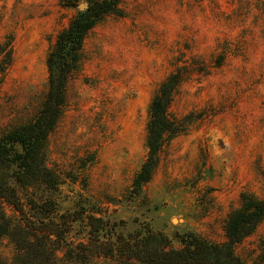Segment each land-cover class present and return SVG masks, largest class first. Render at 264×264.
<instances>
[{"label":"rangeland","instance_id":"374dc122","mask_svg":"<svg viewBox=\"0 0 264 264\" xmlns=\"http://www.w3.org/2000/svg\"><path fill=\"white\" fill-rule=\"evenodd\" d=\"M76 10L62 0H0V47L9 42L12 50L0 71V134L37 114L46 55ZM119 11L86 35L47 137L46 165L65 182L59 193L36 187L32 195L52 199L58 215L79 198L95 199L103 217L124 220L127 230L136 217L173 247L184 233L223 244L240 195L264 200V2L123 0ZM175 69L183 80L169 112L188 124L162 146L151 179L131 196L147 158L148 104ZM233 250L245 264H264V219ZM12 252L1 239L0 255ZM57 264L79 263L59 253Z\"/></svg>","mask_w":264,"mask_h":264},{"label":"trees","instance_id":"16d2710c","mask_svg":"<svg viewBox=\"0 0 264 264\" xmlns=\"http://www.w3.org/2000/svg\"><path fill=\"white\" fill-rule=\"evenodd\" d=\"M81 1L85 9L76 10L46 55L47 88L37 114L0 134V240L6 239L13 249L10 257L0 255V264H57L59 253L65 261L79 264H93L101 258L119 264H245L233 247L264 219V200L250 195L241 194L239 207L227 214L223 244L184 233L177 236L179 247H173L166 234L153 231L150 224L136 217L128 230L124 220L103 217L107 211L95 199L79 198L58 215L52 199L32 195L36 187L59 193L65 182L46 165L47 137L61 115L67 81L80 64L86 35L105 16H120L123 0H62V4L76 8ZM0 58L3 73L12 62L9 42L6 49L0 47ZM182 80L181 69L170 72L148 104L147 158L132 180L131 196L140 195L151 179L162 146L184 132L188 124L169 112ZM75 232H81L77 238H73Z\"/></svg>","mask_w":264,"mask_h":264},{"label":"water","instance_id":"95a60500","mask_svg":"<svg viewBox=\"0 0 264 264\" xmlns=\"http://www.w3.org/2000/svg\"><path fill=\"white\" fill-rule=\"evenodd\" d=\"M77 7L79 10H83V9H85L86 5L84 3H80V4H78Z\"/></svg>","mask_w":264,"mask_h":264}]
</instances>
